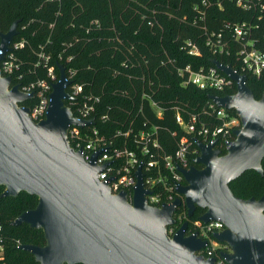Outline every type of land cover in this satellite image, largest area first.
Segmentation results:
<instances>
[{
	"label": "trees",
	"instance_id": "obj_1",
	"mask_svg": "<svg viewBox=\"0 0 264 264\" xmlns=\"http://www.w3.org/2000/svg\"><path fill=\"white\" fill-rule=\"evenodd\" d=\"M259 2L247 10L235 0H0V32L17 22L12 43L24 41L22 47L12 49L19 63L12 84L22 87L48 79L49 69L59 77V65L65 73L75 70L73 82L82 86V92L65 101L75 117L85 96H98L95 127L108 139H115L117 129L155 127L161 151L172 155L179 138L185 136L191 152L189 163L201 167L194 163L199 154L197 145L176 123L175 116L180 114L187 121L194 115L209 126L221 124L215 107H210V97L235 94L236 84L230 81L222 89H200L184 84L179 70L189 65L193 70L206 71L216 68L213 60H217L243 74L254 98L259 99L264 91V69L259 75L253 74L239 53L249 34L259 37L254 43L264 50V0ZM240 24L250 29L249 34L237 39L232 28ZM188 42L197 47L198 54L188 52ZM218 42L223 45L222 51L215 50ZM34 101L28 99L23 105ZM151 101L160 109V116ZM227 112L239 118L234 109ZM231 137L234 139V135ZM221 152L224 154L225 149ZM262 170L263 174L247 170L231 181L233 194L242 199L263 196L264 158ZM3 191L0 185L1 242L6 262L39 264L19 246L45 245L42 230L25 223L11 224L19 214L36 207L37 196L24 191L3 196ZM203 211L197 207L188 218L182 204L174 212L171 227L177 230L187 221L186 234H190ZM200 252L205 258L214 257L217 264H225L220 254L229 252V248L219 243L210 255L207 250Z\"/></svg>",
	"mask_w": 264,
	"mask_h": 264
},
{
	"label": "water",
	"instance_id": "obj_2",
	"mask_svg": "<svg viewBox=\"0 0 264 264\" xmlns=\"http://www.w3.org/2000/svg\"><path fill=\"white\" fill-rule=\"evenodd\" d=\"M17 34V22L0 32V48L5 54ZM1 55L0 58H2ZM216 68L236 84L232 95H212L217 106L234 109L240 126L234 139L225 144V153L215 147L217 140L204 143L193 138L199 154L194 164L177 167L183 176L177 197L169 204H147L141 168L136 171L132 201L124 192L112 194L97 173L94 154L86 161L74 150L67 131L70 126L94 123L77 119L66 100L69 80L59 65L58 80L52 83L45 118L34 122L23 103L33 97L0 74V185L3 196L24 191L37 196L35 208L19 214L12 225L28 224L41 229L45 245L22 244L39 264H217L214 257L199 252L207 240L197 233L186 234L184 221L174 234L177 207L184 205L190 218L197 207L199 220L220 221L224 229L212 234L225 243L229 252L220 256L226 264H264V195L242 199L233 194L229 183L247 170L263 174L264 91L255 99L246 78L230 65L213 60Z\"/></svg>",
	"mask_w": 264,
	"mask_h": 264
},
{
	"label": "built area",
	"instance_id": "obj_3",
	"mask_svg": "<svg viewBox=\"0 0 264 264\" xmlns=\"http://www.w3.org/2000/svg\"><path fill=\"white\" fill-rule=\"evenodd\" d=\"M236 4L244 9L250 10L255 5V2L260 0H235ZM259 6H262L259 2ZM235 38H243L249 34L250 26L240 24L233 26ZM259 37L249 36L242 42L239 53L246 68L253 74L259 75L264 69V50L256 47L254 41ZM24 41H18L10 44V50L3 54L0 48V74L1 76H9L19 68V63L14 59L12 49L22 47ZM190 48V54H198L196 46L187 43ZM215 50H223V45L219 42L215 44ZM41 57H44L40 54ZM47 60V57H45ZM75 70L69 69L66 71V79L69 80L67 92L72 98H75L82 92V86L73 82ZM48 79L38 80L36 83H31L27 86L19 87V89L27 94L32 93L35 101L28 104L29 116L34 122L41 121L45 118L47 107L49 104V94L52 90V83L56 82L58 77L49 69ZM179 75L184 77V84L190 83L200 89L214 88L222 89L229 84L230 80L225 74L221 75L216 68H209L206 71L193 70L187 65L179 70ZM99 102L98 96L87 95L84 97L83 104L76 108L77 119L87 121L91 118L94 123L84 125L83 127L70 126L67 131V137L70 146L74 150H81L83 158L88 161L92 156L98 153L95 157V164L102 169L97 173L100 182L107 183L112 194L124 192L129 202L132 201L134 188L136 185V171L140 167L143 176V187L149 193L145 195L148 205L153 207H161L163 204H169L177 197L182 196L177 192L180 185H184V179L177 167L189 168V156L191 154L188 138L182 136L179 138L177 149L172 155L163 154L157 138V130L155 127L149 129L133 131H122L117 129L115 139H108L104 133L99 132L95 127L96 104ZM151 107L157 116H160V109L154 101H151ZM210 107L214 109L215 114L220 117L222 123L216 126H209L200 121L196 116L192 115L185 121L180 114H176L175 121L182 127L185 132L198 138L204 143L217 140L215 147L224 148L225 144L232 140L233 130L240 126L238 118L231 116L227 109L219 107L212 101ZM105 120V116H102ZM117 137H123L118 140ZM180 220V218H178ZM0 222V264H7L4 254V246L2 244ZM224 229L220 221H210L206 224L200 220H196L193 225L192 233H197L199 237L207 240L211 251L219 244L212 234ZM176 232L173 227H168V234L171 236Z\"/></svg>",
	"mask_w": 264,
	"mask_h": 264
},
{
	"label": "flooded vegetation",
	"instance_id": "obj_4",
	"mask_svg": "<svg viewBox=\"0 0 264 264\" xmlns=\"http://www.w3.org/2000/svg\"><path fill=\"white\" fill-rule=\"evenodd\" d=\"M189 230H191V229H189ZM210 249V246H209V244H207V246L204 248V249H202V250H209ZM200 254H201V252H200ZM217 263V262H216ZM218 263H220V262H218ZM226 264V263H225Z\"/></svg>",
	"mask_w": 264,
	"mask_h": 264
},
{
	"label": "rangeland",
	"instance_id": "obj_5",
	"mask_svg": "<svg viewBox=\"0 0 264 264\" xmlns=\"http://www.w3.org/2000/svg\"><path fill=\"white\" fill-rule=\"evenodd\" d=\"M239 119V118H238ZM239 127V126H238Z\"/></svg>",
	"mask_w": 264,
	"mask_h": 264
}]
</instances>
